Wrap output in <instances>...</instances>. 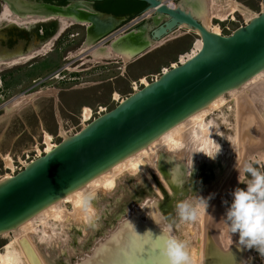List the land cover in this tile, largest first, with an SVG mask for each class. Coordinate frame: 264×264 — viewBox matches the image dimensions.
Masks as SVG:
<instances>
[{"label": "rangeland", "instance_id": "374dc122", "mask_svg": "<svg viewBox=\"0 0 264 264\" xmlns=\"http://www.w3.org/2000/svg\"><path fill=\"white\" fill-rule=\"evenodd\" d=\"M202 1L209 9L208 0ZM212 1L218 6H222L224 10L231 9L232 6L235 7L226 16L211 20L213 25L220 27L221 35L225 36L231 35L238 28L249 23L252 16H258L264 11V0ZM174 2L179 5L184 0H174ZM192 5L188 4L187 7L190 8ZM196 5L198 6L197 3ZM2 6L0 2V12ZM207 8H197L200 17L208 11ZM143 21L140 25L146 26L148 31L160 22H157L154 15ZM140 25L134 26L136 32L146 35L145 30ZM227 27L230 28V31L227 30ZM131 29L123 32L122 35L129 33ZM83 31L82 28L71 27L55 42L51 52L45 55L41 54L27 63L17 64L12 69L5 70L2 68L0 70V182L4 181L8 174L13 177L24 170V167L31 161L45 155L47 149L46 135L50 136L53 145H58L65 137L68 138L77 134L94 119L112 111L124 99L133 94L134 83L140 84L142 79H147L151 84L159 79L164 72L170 70L173 65L180 64L181 56L190 53L195 42L200 39L195 31L182 27L132 59V55L128 54V57H125L120 51L115 55L112 49L106 55L107 58L103 59L98 58L94 53L92 57L87 56L85 52V54L80 55L86 50ZM108 50L109 47L107 52ZM64 66H67V70L62 71L61 68L63 69ZM143 87L145 86L139 87L138 90ZM116 93L119 95L118 99L115 96ZM245 93H243V97L247 96ZM254 93L257 96L249 99V103L254 106L259 119L264 124V111L259 112L257 110V107L261 109L258 97L264 93L261 90L253 89L252 94ZM226 99L227 105L221 111L215 112L214 117L217 116L215 118L218 119L224 134L232 136L235 134V128L238 127V120L240 123V114L239 118L236 119L239 107L237 110L233 96L227 95ZM86 107L90 108L93 113L92 119L87 123L83 121L84 108ZM100 108L104 111L101 114H99ZM259 152L251 150L246 159L240 163L239 168L242 169L244 164L250 163L264 171V151L261 152L262 155ZM7 157L12 159L14 170L7 168ZM219 164L204 166L202 171L198 170L204 173L197 178L187 177L184 179L183 176H179V182L168 180L170 189L165 187L164 182L154 175L153 177L157 182L156 186L160 190L159 193L149 180H142L143 182L140 183L134 179L141 178L140 174H136L134 177L129 176L128 179L124 178L126 183L122 180L123 183L121 187L116 189L115 194L99 195L101 198L96 199L97 202H102L103 206L101 207L99 203H96L95 207H100L98 208L100 212L98 211V216L89 231L85 232L88 225L77 229V231L72 226L73 228L69 229L70 232L67 229V233L65 232L63 236H60L58 239L60 246L57 245L56 249L44 243L41 244V242H39V246L44 251L49 249L50 264H74L79 258V261L82 262L86 257L92 255L91 251L100 239L115 233V236L109 237L111 241L108 244L110 245L114 241L112 239L127 235V226L130 224H134L137 230H140L141 225L144 229V225L149 224L147 227H150L151 224L156 225L152 219H157L159 214L167 217L168 222L173 224L174 235L189 243L190 252L193 247L199 249V242L202 241L200 237L203 236L204 239L206 213H202L196 222L180 223L176 215V204L185 199L194 200L196 196H199L208 201L207 212L211 205L217 203L216 215H218L215 231L219 236L218 238L221 235V242L224 247H228L232 240L223 220L226 219V212L233 202L234 191L237 188L246 190L247 185L244 183H247L249 177L243 172L240 176L237 170L234 179H231V182L234 183L231 193L226 194L223 191L225 188L223 190L222 188L227 180L221 181L225 176L226 169L223 163ZM219 169L220 174H217ZM210 171L214 175H209L208 172L210 173ZM233 171L229 176H232ZM229 176L228 180L231 177ZM121 191L124 194H120ZM155 196L158 199L156 205L153 203L147 206L146 203L149 200L154 202ZM68 207L71 209L70 206ZM120 225L124 227L121 230ZM190 226L194 232L193 235L189 236L188 228ZM163 229V224L155 227V231L159 235ZM94 230L93 235L88 234ZM13 236H15L14 233L9 234L8 237L0 235V251L5 252L4 248L14 238ZM69 238L72 240L67 244ZM127 238L130 241L133 239L132 237ZM196 238L200 240L199 242L196 241L197 243L194 242ZM134 240L137 241L138 237H135ZM202 242L203 254L205 242L204 240ZM75 251H78V254H74ZM247 252V259L244 264H264V257H261L255 249H247ZM107 260L111 261L109 258ZM78 262L77 264H81Z\"/></svg>", "mask_w": 264, "mask_h": 264}, {"label": "water", "instance_id": "95a60500", "mask_svg": "<svg viewBox=\"0 0 264 264\" xmlns=\"http://www.w3.org/2000/svg\"><path fill=\"white\" fill-rule=\"evenodd\" d=\"M63 1L96 3L105 0ZM138 1L147 4L142 13L156 9L153 14L155 18H161L158 19L160 22L157 21L149 31L140 25L144 21L127 23L113 31L106 41L111 44L121 38L122 32L140 25L146 35L134 34V27L125 34L124 42L142 53L186 25L200 33L203 41L201 50L186 63L164 72L149 86L135 91L77 134L64 139L12 178L0 182V234L15 229L42 209L147 146L215 98L241 87L264 71V11L225 36L208 31L189 10L172 8L161 0ZM105 17L109 21L117 19L112 15ZM92 21L96 26L100 20L95 18ZM116 22H110L111 30ZM106 41L95 49L103 47ZM238 168L230 177L229 189L233 188L231 179H234ZM216 205L214 203L208 216L205 264H244L248 252L239 245L238 234L231 250L224 251L220 245L215 231Z\"/></svg>", "mask_w": 264, "mask_h": 264}, {"label": "bare ground", "instance_id": "6f19581e", "mask_svg": "<svg viewBox=\"0 0 264 264\" xmlns=\"http://www.w3.org/2000/svg\"><path fill=\"white\" fill-rule=\"evenodd\" d=\"M0 1L5 2L12 9L18 8L21 9V11H24L23 9H28L33 13L41 11L39 7L35 5H27L23 0ZM161 1L172 8L181 7L191 11L208 31L217 35H221V29L219 26L213 25L211 20L222 18L235 9V7L232 6L231 9L227 8V10H224L222 6H218L212 0H208L209 9L205 5L203 9L207 8L208 11L200 17V12L196 10L194 6H191L190 8L187 7V5L190 3H188L186 0H184V2L179 5H176V3L173 2L174 0ZM7 7L6 12L9 10V7ZM155 11L156 9L149 10V12H147V18H151ZM6 12L4 16L7 15ZM69 13L76 14V10H71ZM256 17L257 16H252L251 20ZM98 19L100 21L97 23L100 25V22L102 23L103 20L101 18ZM155 19L158 21V19L161 18L156 17ZM104 22L108 23L109 25L111 24L109 19H105ZM108 24H105V26ZM182 27L188 29L186 25H182L178 29ZM195 32L199 35L200 39L195 42V45L190 53L181 56L180 64L186 63L188 60L192 59L202 48L203 41L200 33L196 30ZM133 33L137 34L138 31H134ZM125 38L126 35H122L120 39H116L113 43L109 44V50L107 53H110V49H112V52H114L116 55L119 51V48H127V50L130 52V55H132L131 59L137 54H141V51H138L139 49L132 47V45L130 46L126 44L124 42ZM160 41L155 42V44H158ZM99 49L100 48L97 50ZM92 53H94V51ZM123 54L125 57H128V54H125V52ZM178 65H173L172 68L177 67ZM141 82L144 86L150 85L147 79H142ZM253 89L261 90L264 93V71H261L250 78L241 87L230 90L215 98L206 107L190 115L184 121L165 132L147 146L143 147L132 155H129L122 161L115 164L109 170L90 180L79 189L42 209L15 229L0 234L3 237H8L11 233H14L15 235L13 236L14 238L10 241V243L4 248L5 252L0 251V264H50L48 254L49 249L45 251L42 250L39 246V242L56 249L57 245L60 246L58 239L60 236H63L65 232L67 233V229L69 231L70 228L74 227V229L77 231V229L88 225V229L85 230V232L89 231L92 223L95 222L94 220L98 216V208H100L95 207L96 203H99L96 199L99 197V195L107 196L115 194L116 189L121 187V184L126 181H124V178L128 179L129 176L134 177L136 174H140L141 178L134 179L140 183L146 179L149 180L154 186V189L159 193L160 190L156 186L157 182L153 177L154 175L157 176L159 180L164 182L165 187L170 189L168 180L172 182H179V176H183L184 179L187 177L197 178L200 177L202 173H204L200 172L203 170L204 166H211L214 163H223V165H225L224 168L226 169V172L221 181L224 182L227 180V182H225L226 184L223 186L222 190L225 188L223 191H226V194H230L231 188H227V185L230 181V179H227L229 174L236 167L233 171V173H235L237 167H239L240 163L246 159L251 150L260 151L259 153L264 151V124L259 119L254 106L249 103V99L257 96L255 93L252 94ZM244 92H246L245 94L247 95V98L243 97ZM227 95L233 96V101L235 102L234 105H236L235 107L237 110L239 107V111H237L238 113L236 114V119L239 118L240 114V123L238 120V127L235 128V134L232 136L224 134L218 119L215 118L217 116L214 117L215 112L221 111L227 105ZM115 96L117 99L119 98L117 93ZM258 102L261 104V109L260 107H257V110H259V112L264 111V95H259ZM92 117V110L88 107L84 108L83 121L87 123L92 119ZM45 138L47 144V149L45 151L46 154L57 147V145H53L51 143V138L49 135H46ZM65 139H67V137H65ZM262 154L263 153H261V155ZM214 156L215 158H211ZM191 160L193 161L192 171ZM6 164L8 169L14 170L13 161L10 157L6 158ZM216 173L220 174V169L217 170ZM208 174L214 175L211 171L210 173L208 172ZM10 178H12V176L8 174L4 181ZM88 192H95L96 199L92 201L91 208L87 213H85L81 207V196ZM120 194L124 193L122 192ZM100 198L101 197H99V199ZM156 202H158V199L155 196L154 202L149 200L146 205L148 206L149 204L153 203L156 205ZM99 205L102 207V202L99 203ZM68 206H70L71 209H69ZM156 207L158 208V206ZM212 207L213 206L211 205L206 214V221L204 222V239L202 238L203 236L200 237L201 240H204L205 242L203 254V242L197 238L194 242L197 243L196 241H200L199 249L197 247H193L190 250L193 264H205V249L207 244L206 234L209 223L208 216ZM100 215L103 216L102 213H100ZM124 224H127V222H124ZM148 225H144L146 230L144 227H142V225L140 230H137L135 229L134 224H130L127 226V235L125 234V237L122 238L112 239L114 241L109 245L108 243L111 241L109 237H112V235L115 234L111 233L109 236L105 237L104 239H100V241L95 244L94 249L91 251L92 257H86V259L81 262V260L79 261L80 258L78 256L79 259L77 262L79 261L78 263L81 264H166L164 259L160 256L158 248L156 247V237L159 236V234L155 231L156 225L151 224L150 227H147ZM119 227L120 230L124 228L123 225H120ZM188 230L189 236L193 235L194 231L191 226L188 228ZM94 232L95 230L88 232V234L91 233L93 235ZM237 234H233L232 239ZM127 237H132L133 239L130 241ZM135 237H138L137 241L134 240ZM70 240L72 239L69 238L67 244ZM218 240L222 245L221 235ZM74 254H78V251H75ZM107 258H109L111 261H108ZM77 262H74V264H77Z\"/></svg>", "mask_w": 264, "mask_h": 264}, {"label": "flooded vegetation", "instance_id": "af4514ba", "mask_svg": "<svg viewBox=\"0 0 264 264\" xmlns=\"http://www.w3.org/2000/svg\"><path fill=\"white\" fill-rule=\"evenodd\" d=\"M23 1H25L27 5L39 7L41 11L33 13L28 9H23L24 11L18 8L12 9L5 2L0 1L3 5L0 12V70H2V68L5 70L12 69L17 66V64L27 63L41 54L45 55L51 52L55 42L71 27H79L84 30L83 34L85 36L84 44L86 50L80 55L89 53L87 56L92 57V52L94 51V54L98 58L106 59V55L108 54L107 49L110 44L106 40L113 31L119 30L124 24L128 23H126V18L116 17L117 19L111 21V23L117 21L113 30L110 29L108 23H106L108 25L105 26L103 21L107 18L105 16L109 14L99 10L96 5L97 2L63 0ZM187 2L193 4L192 6H194L196 10L197 8L199 9V7L201 9L205 7L202 0H187ZM6 7L9 9L7 12ZM71 10H76V14L69 13ZM5 12L7 15L4 16ZM95 18H101L103 20L102 23L100 22V25L95 24L96 26H94L92 19ZM118 25L122 26L119 27ZM121 34H123V32ZM78 36H80V34H78ZM104 41L106 42L102 48L99 50L95 49L99 43ZM118 50L122 53L125 52V54H130L127 48H119ZM109 57H111V55H109ZM64 67L63 69L61 68L62 71H64V69L67 70V66ZM236 240L237 239L233 238L232 243L228 247H224L223 244L220 245L224 251H228L234 246Z\"/></svg>", "mask_w": 264, "mask_h": 264}, {"label": "clouds", "instance_id": "9594fccd", "mask_svg": "<svg viewBox=\"0 0 264 264\" xmlns=\"http://www.w3.org/2000/svg\"><path fill=\"white\" fill-rule=\"evenodd\" d=\"M192 169L191 160V171ZM238 171L240 176L243 172L249 177L247 183H244L247 187L246 190L237 188L234 191L233 202L226 212L223 223L227 226L231 240L232 234L238 233L240 246L245 249H255L261 257H264V171L250 163L244 164L242 169L238 168ZM95 199V192L81 196V207L85 213L91 208ZM207 208L208 201L196 196L194 200L179 201L176 204V215L180 223H193L202 213L207 214ZM152 220L158 227L164 225V229L156 237V247L166 264H193L189 243L173 234V224L168 222V218L158 214V218Z\"/></svg>", "mask_w": 264, "mask_h": 264}, {"label": "trees", "instance_id": "16d2710c", "mask_svg": "<svg viewBox=\"0 0 264 264\" xmlns=\"http://www.w3.org/2000/svg\"><path fill=\"white\" fill-rule=\"evenodd\" d=\"M96 5L104 13L126 18V23L141 15L147 7L145 2L138 0H105Z\"/></svg>", "mask_w": 264, "mask_h": 264}, {"label": "built area", "instance_id": "2783aa9c", "mask_svg": "<svg viewBox=\"0 0 264 264\" xmlns=\"http://www.w3.org/2000/svg\"><path fill=\"white\" fill-rule=\"evenodd\" d=\"M174 2V1H173ZM147 18V12H144V13H142L141 15H139V16H137L136 18H134L133 20H131V22L133 23L134 21H143V20H145ZM227 30L228 31H230V28L229 27H227ZM143 86V84L141 83V81H140V84H137V83H134L133 84V90H134V92L135 91H138V89H140L139 87H142ZM102 112H104L103 111V109L102 108H100V111H99V114H101ZM32 162V161H31ZM26 167V166H25ZM24 167V168H25Z\"/></svg>", "mask_w": 264, "mask_h": 264}]
</instances>
